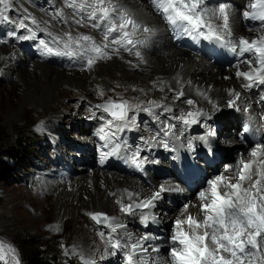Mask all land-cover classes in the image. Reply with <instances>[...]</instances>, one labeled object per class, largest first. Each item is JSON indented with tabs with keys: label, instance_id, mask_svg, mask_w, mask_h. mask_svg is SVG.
I'll return each mask as SVG.
<instances>
[{
	"label": "bare ground",
	"instance_id": "bare-ground-1",
	"mask_svg": "<svg viewBox=\"0 0 264 264\" xmlns=\"http://www.w3.org/2000/svg\"><path fill=\"white\" fill-rule=\"evenodd\" d=\"M218 1L220 4L223 3L229 6L231 27L235 36L252 38L258 34L255 31H249L247 25L259 22L247 20L242 15L244 11L249 10L246 7L249 0H224V2L222 0H204V6L209 9L216 8L220 5ZM117 3L122 5L142 27L153 30L152 33L137 34L138 39L147 40L143 47L138 46V50L144 58L143 63L138 61L134 54L121 50L119 57L113 56L111 60L100 61L90 71L65 72L47 66H40L41 64L29 65L30 67L27 68V63L22 61L25 56H18L16 51L0 49V78L4 76L10 78L11 72H15L18 80L16 82L21 84L25 93L19 101V105L26 104L25 106H30L37 113L41 109V105L46 106V108L51 107L45 109V112L48 110L49 115L50 113L54 114L59 117L58 122L66 125L70 123L75 125L83 119H87V117L84 118L87 114L86 110L84 111L85 107L83 109L73 108L72 113V110L68 111L66 104L58 98V95L67 94L70 90L77 93V98L81 102L83 101L85 106H94L100 103L101 97L97 94L98 89H102L105 95H109L112 99L117 98V95H119L131 104L139 103L149 109L153 108L148 104L149 100L161 105L160 110L165 111L167 119L161 122L160 125H154L152 133L147 134L143 130L144 128L137 127V133L141 137L139 141L144 146L140 151L148 160L143 170L146 174L142 179L126 177L111 170L100 171L92 168L88 170L86 167H78L82 171L81 173L85 171L87 173H80L81 175L78 178L67 176L48 182L43 188V194L45 197L55 196L57 208L54 218L57 224H65L78 215L82 216L89 212L107 213L109 216L116 218L115 222L117 224L123 225V227H118L116 233H113L115 238H119L123 242L129 235L133 240L148 235L149 239L144 242L147 252L144 253L143 259L147 261V264H167L171 259L169 252L172 247L173 229L168 234L169 238L161 241H157L152 237V230L164 232L163 229L168 222L173 223L174 228V220L181 215V209L185 203L193 205L189 211L193 215H197L198 207L196 205L199 204V201L197 200V194L194 195L185 190L181 183L160 184L158 175L172 171L173 166L184 159L199 160L200 156L205 154L210 157L217 155L220 159L221 157H228L230 166L233 169L232 174H234L241 154L245 158H250L248 157L250 150L247 152L242 151L240 149L242 146L237 140L232 136H228L226 130L220 131L218 124L222 118L228 117L230 119L231 117L232 119L233 114H236L241 120L248 119L255 125H261V123H264V120L261 119V116H264V99H262L264 95L260 96L258 94V89L262 85H254L250 89L241 86V80L235 77V65L225 64L221 66L214 62L210 56V51L224 47L208 41L193 40L187 35L177 38V32L166 22L163 14L157 11L151 0H117ZM12 11L15 17L28 16L39 22V27L34 25V28L37 31H44V40H21L17 35L15 36L20 43L33 42L38 50L40 48L38 41L56 44L53 42V37L64 36L69 30V24L63 21H70L73 12L72 9L65 6L64 0L16 1L13 3ZM57 11L63 12V19L54 18ZM81 15L82 13H77V18ZM216 23H219V21H216ZM70 26L73 35L85 33L94 35L97 39L102 35V33L94 32L89 27H78L74 23ZM20 33L31 35L25 29H20ZM58 47L62 48V44ZM15 55L17 57H14ZM72 58L74 59V57ZM133 65L136 66L133 67ZM240 69L247 70L243 64H240ZM226 76L231 78L225 79ZM229 89H233L240 94V99L233 107L228 106V101L233 98L228 95ZM178 92L184 93V96L179 100L175 98ZM172 93L176 94L173 96ZM198 93L205 94L212 103H209L203 95ZM187 99L196 102L194 108L184 102ZM59 106L64 107L65 110H55L56 107L60 108ZM197 110L205 113V115L199 117L200 122L198 124L185 128L176 119L183 112ZM139 112L141 115L147 113V111ZM10 119L12 118L9 117L8 125ZM87 123L92 125L90 121H87ZM168 124L176 126L173 129L175 135L165 137L161 129ZM76 128L79 131L81 130L79 126ZM177 129L185 130L179 132ZM209 132H211V135H208ZM82 133L85 135L83 129ZM201 136H206L207 140H200L199 137ZM92 140L87 136L77 139V146L89 148L92 145ZM102 141L105 140L102 139ZM162 141L168 143V148L163 146ZM188 143H192V149L187 147ZM102 151H110L106 141L102 146ZM122 154L126 155L125 149L122 150ZM218 168L217 165L216 170ZM224 168L225 164H223ZM223 169L219 170L218 174L232 175L231 173H224ZM210 173H212V170L208 171V174ZM215 176L210 175L208 179ZM161 185L171 189L179 187L183 191H170L162 194V198L155 202V207L146 210L155 215L158 222H152L148 227H145L140 219L136 223L138 225L136 230L130 222L136 216L141 217L140 212L137 211L134 215L125 214L119 211V206L115 201L120 199L124 203L130 202L125 190L132 191L139 194L141 198H145L153 191L158 190ZM206 187L207 184L205 183L204 188ZM110 193H115V195H110ZM179 198L184 199L181 206H179ZM170 199L171 204L168 203ZM75 227L76 230L82 228L80 220L76 221ZM103 237L100 233L99 235H88L86 230L85 233H82V238L77 241L76 247L83 254L84 260L88 264L92 263L95 257L99 258L100 261L119 264L116 257L105 254L106 251H110V248L104 242ZM153 248H158L159 251L155 252Z\"/></svg>",
	"mask_w": 264,
	"mask_h": 264
},
{
	"label": "snow or ice",
	"instance_id": "snow-or-ice-1",
	"mask_svg": "<svg viewBox=\"0 0 264 264\" xmlns=\"http://www.w3.org/2000/svg\"><path fill=\"white\" fill-rule=\"evenodd\" d=\"M151 2L177 32V38L187 35L193 40L216 43L239 57L240 64L247 68L241 70L240 64L234 66L235 77L241 80L243 88L250 89L254 85H264V0H249L246 5L249 10L242 14L247 20L259 22L258 29H249L258 33L252 38L234 35L227 4L222 3L216 8L209 9L204 6V0H151ZM64 3L67 8L73 10L71 20L63 21L69 24V30L62 37H53V42L57 45L62 44V48L58 47L54 50L41 41L45 49L44 54L74 57L81 61L82 72L92 70L100 61L111 60L113 56L119 57L121 50L134 54L138 61L144 62L138 46L143 47L147 40L138 39L137 34L152 33L153 30L142 27L122 5L117 3V0H64ZM12 6L13 0H0V21L13 22L8 15ZM77 13L82 15L77 18ZM54 18L63 19V12L57 11ZM25 19L39 27V22L35 18L25 16ZM73 23L78 27H89L102 35L99 39L85 33L73 35L70 26ZM18 27L31 33V35H21L19 39H35L36 33L23 21ZM97 94L101 98L105 95L102 89H98ZM198 94L212 103L205 94ZM228 95L233 97L228 101V106H235L240 94L229 89ZM182 96L184 93L178 92L175 98L179 100ZM184 102L193 108L196 105L192 99ZM148 104L161 107L151 100ZM96 107L111 117L108 124L117 129L129 128L134 124L136 116L129 115L130 112L150 110L139 103L131 104L127 100L111 98ZM202 115L205 113L199 110L186 111L176 119L186 128L198 124ZM261 119L264 120V116H261ZM175 128V125H166L161 129L163 136L175 135L173 131ZM184 130L177 129L179 132ZM208 135H211V132ZM199 139L206 141L207 137L201 136ZM162 142L163 146L168 148V143ZM187 147L192 149V143H188ZM116 151L118 148L114 147L112 154ZM107 155L109 153L102 154V164ZM248 157L250 158H245L241 154L234 174L222 173L207 180V187L197 194L199 201L196 205L197 215L189 211L193 205L185 203L182 206L181 215L174 220L172 247L169 252L171 259L167 264H264V143L255 144ZM131 162L137 169L142 170L143 162L138 157L134 156ZM170 191L180 192L183 189L179 187L171 189L161 185L158 190L145 198L125 190L130 202L124 203L117 199L115 203L119 206V211L125 214L134 215L139 211L141 223L148 227L150 223L158 221L155 215L146 210L154 208L155 202L162 198V194ZM110 195L114 196L115 193ZM87 215L97 225L110 228L112 233H116L118 227H123L115 222V217L107 213L89 212ZM53 228L59 231L58 225ZM148 239V235H143L133 240L129 235L121 242L119 238L109 237L106 242L112 251H106L105 254L115 256L117 252L122 251L125 253L126 264H147L143 256L147 252L144 242ZM153 251L158 252L159 249L153 248ZM65 254L69 253L66 251ZM9 255L12 264H20L16 250L0 242V261L8 264L6 256Z\"/></svg>",
	"mask_w": 264,
	"mask_h": 264
},
{
	"label": "rangeland",
	"instance_id": "rangeland-1",
	"mask_svg": "<svg viewBox=\"0 0 264 264\" xmlns=\"http://www.w3.org/2000/svg\"><path fill=\"white\" fill-rule=\"evenodd\" d=\"M16 1L24 2L25 0H13V3ZM218 4H220L219 1ZM12 9L13 6L8 15L13 22L5 23L0 21V49L16 51L18 56H25L22 61L27 63V68L34 64H41L40 66H47L65 72H82L80 70L81 61L76 58L44 54L45 49L44 45L40 43L41 41H38L40 45L39 50L34 46L33 42L20 43L15 36L19 37L23 35L20 33V28L18 27L21 21L33 29L36 33V40H44V31L35 30L34 25L30 23V20L25 19V17H15ZM247 27L249 29H257L259 28V23H249ZM44 43L54 50L58 48L57 44ZM14 57H17V55ZM224 65L222 64L221 66ZM16 81L18 80L16 79L15 72H11L10 78L8 76L0 78V150L13 147L17 137L21 135V140L27 143L25 149L26 157L22 161L16 162L12 180L3 184L0 183V242L10 245L16 250V256L20 264H24L20 246H22L25 239L34 237L43 243L44 248L53 253L63 264L71 262L74 264H88L84 260L83 254L76 247L77 241L82 238V233H85L86 230L88 231V235L103 233L105 243H107L106 241L109 237H114L113 233L110 228L97 225L87 214L78 215L75 219L69 220L65 224H57L54 218L57 208L55 196L49 195L45 197L43 188L48 182H52L58 178L62 179L67 176L78 178L79 175L87 173V171L81 173L82 171L79 168L83 167H86L88 170L90 168L100 171L111 170L126 177L142 179L144 174H146L143 170L148 160L145 158L143 152L140 151L144 146L139 141L141 137L137 133V127L144 128L143 130L147 134L152 133L153 126L160 125L161 122L167 119V115H165V111L160 110L161 107L151 108L147 111L146 115H141L139 111L135 113L130 112L129 115L135 114L136 116L134 124L129 128L117 129L108 124V120L111 117L104 113L102 109L96 107L99 104H103L107 99H110L109 95H104L103 98H100V103L95 104V107L91 105L85 106L83 101L81 102L77 98V93L70 90L67 94L58 95V98H60L62 103L66 104L68 111L72 110V113L73 108L83 109L85 107L84 111L86 110L87 114L84 118L87 117V119H83L75 125H71V123L66 125L58 122L57 119L59 117L54 114L50 113L49 115L48 110L45 112V109H50L51 107L46 108V106L41 105V109L37 113L30 106H25L26 104L19 105V101L25 93L21 84ZM175 94L172 93L173 96ZM258 94L260 96L264 95V85L258 89ZM115 99L125 100L124 97H120L119 95ZM57 107L55 110H65L62 106H59L60 108ZM9 117L12 119H10L11 121L8 125ZM87 121L92 122V125H88ZM239 123V116L233 114L232 119L231 117L230 119L228 117L222 118L218 127L220 131L226 130L228 136L234 137L231 133V127H235L233 129L236 130ZM76 125L81 128L80 131L76 128ZM82 129L85 135H83ZM85 136L93 139L92 145L89 148L77 146V139L84 138ZM102 139L107 142L110 151H102V146L105 143ZM114 147L118 148V151L112 154ZM123 149H125L126 155L122 154ZM240 149L244 152L249 151L243 149V147ZM104 153H109V155L104 158L102 164L101 157ZM134 156L143 162L142 170L137 169L132 164L131 161ZM216 156L214 155V157ZM221 159L222 161L219 163L216 173L212 174V172L209 176L217 175L218 171L223 169V164H228L230 161L228 157H222ZM10 163L12 164V162ZM158 177L160 184L172 182L180 184L175 179L176 177L171 170L170 172H165L163 175H158ZM203 188H198L197 191L191 193L196 195ZM184 189L186 190L185 187ZM168 201L171 204V199ZM178 202L179 206H181L184 199L179 198ZM140 219L141 217L136 216L130 222L136 230L138 229L136 223ZM79 220L81 221L82 228L76 230V221ZM55 225L59 226V231L53 232V226ZM172 229L173 223L168 222L163 229L164 232L152 230V237L157 241H161L162 239L167 240L169 238L168 234ZM66 251L69 253L68 255L65 254ZM110 251L112 250L110 249ZM124 255L125 253L121 251L117 252V255L114 256L119 264L126 263ZM6 260L8 264H12L10 255L6 256ZM0 263L4 264V261H0ZM89 264L111 263L100 261L99 258L95 257L92 263Z\"/></svg>",
	"mask_w": 264,
	"mask_h": 264
},
{
	"label": "trees",
	"instance_id": "trees-1",
	"mask_svg": "<svg viewBox=\"0 0 264 264\" xmlns=\"http://www.w3.org/2000/svg\"><path fill=\"white\" fill-rule=\"evenodd\" d=\"M21 135L13 147L0 150V183H6L12 180V174L17 161L25 158V149L27 143L21 140ZM12 162V164L10 163ZM44 244L37 238L25 239L21 247L24 264H63L53 253L47 251ZM2 264V263H0ZM69 264H74L73 262Z\"/></svg>",
	"mask_w": 264,
	"mask_h": 264
}]
</instances>
